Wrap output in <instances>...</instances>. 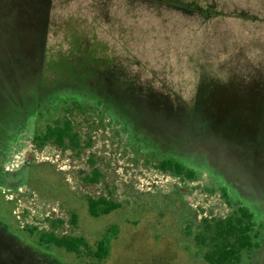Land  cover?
<instances>
[{"label":"rangeland","instance_id":"rangeland-1","mask_svg":"<svg viewBox=\"0 0 264 264\" xmlns=\"http://www.w3.org/2000/svg\"><path fill=\"white\" fill-rule=\"evenodd\" d=\"M178 2L190 10L165 0H0V107L7 89L63 77L58 56L97 67L95 58L109 56L120 65V113L139 138L101 106L75 100L52 118L72 121L82 153L37 146L33 135L50 118L33 122L8 164L18 171L8 180H23L0 192V217L23 242L9 238L18 244L13 253L0 236V264H206L184 241L176 214L184 205L196 221L227 216L223 187L258 209L263 231L240 264H264V0ZM145 144L190 156L198 178L159 170ZM95 168L100 181L86 182ZM90 196L121 207L92 216ZM58 220L59 235L83 237L89 247L80 254L32 247ZM115 227L109 255L96 259Z\"/></svg>","mask_w":264,"mask_h":264},{"label":"trees","instance_id":"trees-1","mask_svg":"<svg viewBox=\"0 0 264 264\" xmlns=\"http://www.w3.org/2000/svg\"><path fill=\"white\" fill-rule=\"evenodd\" d=\"M167 4L175 6L179 9H187L178 0H165ZM197 11L199 10H192ZM1 127V126H0ZM124 128H130L133 132V126L126 124ZM135 133H132V138L135 140ZM70 139V145L77 149L81 147V139L79 134L73 130V125L70 120L64 123L56 122L49 123L46 129L36 134L34 141L37 146L42 147L48 142L58 145H65ZM146 151L151 154L156 163V168L163 172L171 173L175 176L182 177L191 181L198 178L197 168L190 156L182 157L178 152L168 150L167 146L164 149L156 148V145L145 144ZM93 164V162H92ZM102 173L99 169H93L84 180L88 183H97L100 181ZM221 194L229 204L231 211L225 217H201L199 221L191 218L188 211H177L179 226L185 222V229L182 232L184 241L187 239L193 241L195 246L202 251V256L206 264H240L245 253H251L261 244L262 230L259 228L257 208L252 204H247L240 196L232 194L227 187H223ZM87 203L89 212L92 216L98 217L101 214H109L112 211L121 207V203L110 199L107 196L88 197ZM188 208V206H187ZM185 212V214H184ZM183 214V215H182ZM185 215H187L186 218ZM76 215L73 214V222L76 223ZM61 221H52V229L49 231L38 232V239L34 240L32 247L41 248V252L49 251V248L63 250L66 253L80 254L83 248H88V243L83 237L74 235H59L56 232V227ZM181 230V227H180ZM31 233H35L33 230ZM115 229L110 235L102 239L93 252V255L98 260L105 259L110 252L112 237L117 234ZM0 236L7 240L10 248L15 252L14 246L16 242L9 240L10 237L23 242L17 233H14L8 223L0 217ZM20 246V245H19Z\"/></svg>","mask_w":264,"mask_h":264},{"label":"flooded vegetation","instance_id":"flooded-vegetation-1","mask_svg":"<svg viewBox=\"0 0 264 264\" xmlns=\"http://www.w3.org/2000/svg\"><path fill=\"white\" fill-rule=\"evenodd\" d=\"M64 56L67 58L63 55L55 58L57 59L55 61L59 62V72L62 73L63 77L46 82L41 78L37 79L33 89L6 90L7 93L5 94H7L8 99L0 107V192L1 189L8 187L9 181L17 183V180H23V178L16 179V181L15 179L8 180L11 175L18 172L10 169L8 164L10 158L15 156L16 147L23 135L30 129L31 124L34 122L35 125H38L45 117H48L50 119H47L48 122L44 126V129H46L49 123H64L70 120L69 118H52L63 101L72 100L73 103V100H75V104L81 106L88 103L98 107L101 106L112 121H117L123 126L130 125L126 119L122 118L120 113L121 102L117 89H121V78L119 74L120 65L117 63L116 58L109 56H105L107 60L104 57L102 60L95 58V61L100 65V67H97L90 65L89 62L87 63L85 57L79 60L73 54L72 57L69 55ZM69 63L73 65H69ZM52 66L57 68L55 63H52ZM64 68H69V71L66 73ZM47 82L53 84L46 85ZM59 89H62V91H58ZM65 111H70V107H66ZM132 133L134 132H130L131 137ZM35 136L36 134L33 135V139ZM67 139L65 145L52 142L47 144L55 146L61 151H76V153L84 151L82 146L74 149L70 145V139ZM47 144L45 145L47 146ZM29 167L30 165L27 164L24 169H30ZM7 189L11 190L12 188L8 187Z\"/></svg>","mask_w":264,"mask_h":264}]
</instances>
